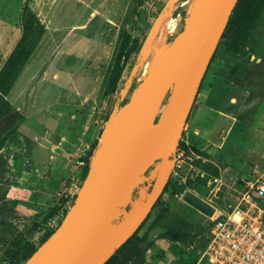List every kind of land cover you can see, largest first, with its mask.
<instances>
[{
  "label": "rangeland",
  "instance_id": "rangeland-1",
  "mask_svg": "<svg viewBox=\"0 0 264 264\" xmlns=\"http://www.w3.org/2000/svg\"><path fill=\"white\" fill-rule=\"evenodd\" d=\"M193 2L0 0V69L22 36L26 5L46 25L36 50L5 95L8 105L0 108V264H24L30 250L38 248L62 222L119 104L131 98L157 56L152 55L150 41L167 23L168 47L183 29ZM230 33L221 39L211 59L180 138L187 149L200 155L196 167L184 168L183 177H169L138 233L107 264H191L209 234V219L183 199L184 193L190 190L219 207L230 208L236 200L230 186L233 181L243 173L264 172V9L253 29L241 38L244 52L229 47ZM124 37L127 53L111 91L109 80ZM62 93L66 99L60 97ZM167 100L168 96L163 107ZM50 101L69 103L68 124L75 133L86 132L88 137L98 124L87 153L92 156L90 162L87 154L77 158L81 167L77 193L69 197L63 190L57 193L66 198L64 206L52 213L48 207L34 214L21 212L18 200L9 197V189L26 162L29 133L38 124L34 111ZM150 167L147 178L141 170L135 180L141 196L129 210V194L117 211L114 224L120 229L130 222L128 213L139 210L149 195L159 168ZM214 176L223 183L214 181ZM161 210L188 226L190 236L160 231L149 244L138 241Z\"/></svg>",
  "mask_w": 264,
  "mask_h": 264
},
{
  "label": "water",
  "instance_id": "water-1",
  "mask_svg": "<svg viewBox=\"0 0 264 264\" xmlns=\"http://www.w3.org/2000/svg\"><path fill=\"white\" fill-rule=\"evenodd\" d=\"M237 2L194 0L183 29L155 57L131 98L110 121L62 222L24 264H104L140 227L169 180L171 155ZM158 159L149 195L134 218L110 237L125 195L130 191L131 196L139 184L135 180L140 171L147 178L145 172ZM183 199L207 216L215 211L193 191L187 190ZM161 230L160 225L154 227L149 237Z\"/></svg>",
  "mask_w": 264,
  "mask_h": 264
},
{
  "label": "crops",
  "instance_id": "crops-1",
  "mask_svg": "<svg viewBox=\"0 0 264 264\" xmlns=\"http://www.w3.org/2000/svg\"><path fill=\"white\" fill-rule=\"evenodd\" d=\"M63 95L60 97L65 98ZM46 104L39 108V112L34 111L38 124L29 133L27 152L24 154L26 162L22 163L9 189V197L18 200L21 212L34 214L39 208L55 205L60 208L66 203V198L57 196L60 190L66 197L77 193L80 180L77 175L81 168L77 158L90 151L91 141L98 129L96 124L88 137L86 132L75 133L68 124L71 121L67 109L69 103L50 101Z\"/></svg>",
  "mask_w": 264,
  "mask_h": 264
},
{
  "label": "built area",
  "instance_id": "built-area-1",
  "mask_svg": "<svg viewBox=\"0 0 264 264\" xmlns=\"http://www.w3.org/2000/svg\"><path fill=\"white\" fill-rule=\"evenodd\" d=\"M180 142L171 155L170 176L175 179L183 177L187 166L195 168L200 156ZM213 180L223 183L218 176ZM230 186L236 192L230 208L209 202L215 211L206 215L208 242L193 264H264V172L240 174Z\"/></svg>",
  "mask_w": 264,
  "mask_h": 264
},
{
  "label": "trees",
  "instance_id": "trees-1",
  "mask_svg": "<svg viewBox=\"0 0 264 264\" xmlns=\"http://www.w3.org/2000/svg\"><path fill=\"white\" fill-rule=\"evenodd\" d=\"M263 9H264V0H238L230 16L228 25L222 35V38H223L227 33L231 31L230 33L231 40L229 44V47L231 49L238 51V52L245 51V50H242L241 45H243V39L241 40V38L244 37L245 33L247 34L248 32L251 31V29H253V27L259 20ZM22 23H23L22 36L17 42V44L15 45L10 55L7 57L4 65L0 69V108L8 105V101L6 100L5 95L8 94L13 88L21 71L23 70V68L25 67L29 59L31 58L32 54L36 50L39 42L41 41L46 31V25L44 24V22L40 19L38 14L35 13V11L28 5H26L24 8ZM230 27L232 30L231 29L229 30ZM125 47H126V37H124L123 41L121 42L120 48L115 58V64L111 72V79L109 80L111 83V88H112L111 91H114L117 80L119 79L120 63L123 57L127 53L125 50ZM201 83H200V86H201ZM200 86H199V89H200ZM120 106L121 104H119L118 107ZM180 143L184 145L182 141ZM91 156H92V153L90 152L86 157V159H88L87 160L88 162H90ZM159 162L160 160L158 159L151 167H154V165H158ZM197 163H198V160L196 161V164ZM148 170L145 172V174L148 172ZM139 190H140L139 184L134 186L132 190V194H131V202L128 204L129 210L132 207V203L138 199ZM164 191L165 190H163L162 194L164 193ZM160 197L158 198V200L160 199ZM154 207L155 205L153 206V208ZM57 209H59L58 205L52 206L49 208V213L55 212ZM142 225L143 223L141 224V226ZM158 225L162 227V230H161L162 234H165V233L171 234L176 231L178 232L181 231L182 233L185 234L186 237L190 236L191 234L190 233L191 229L188 228V226H183L179 224L177 220H174L173 216L168 211L161 210L160 213L155 217L153 222H151V225L148 228V230L142 236L137 237L138 241L140 242L144 241L146 244H149L152 241L151 238L149 237V233L154 227ZM141 226L121 246L116 248L113 255L104 264H107L113 257L116 256L118 251L138 233ZM53 232L54 231H52L51 234ZM207 234H208V231H207ZM190 239H192V237H190ZM207 242H208V235L204 243L202 244V247L200 248V250L206 246ZM36 249L37 248L30 250L26 259H28ZM198 254L192 259L193 261L191 264H193L196 261Z\"/></svg>",
  "mask_w": 264,
  "mask_h": 264
},
{
  "label": "bare ground",
  "instance_id": "bare-ground-1",
  "mask_svg": "<svg viewBox=\"0 0 264 264\" xmlns=\"http://www.w3.org/2000/svg\"><path fill=\"white\" fill-rule=\"evenodd\" d=\"M168 33V24L164 23L159 31V34L154 37L151 41H150V46H151V51H152V55L156 56L158 55L160 52H162L163 50H165V48H167V43H166V36ZM148 41V40H147ZM151 59V58H150ZM150 65L147 67L145 73L148 72ZM143 76V75H142ZM129 192H127V194L125 195L123 201L126 199V197L129 195ZM125 202V201H124ZM137 207V206H136ZM137 214V211L135 212H130L128 213L127 218L129 220H131L132 218H134V216ZM120 230V226L113 224L109 233V236H115Z\"/></svg>",
  "mask_w": 264,
  "mask_h": 264
}]
</instances>
